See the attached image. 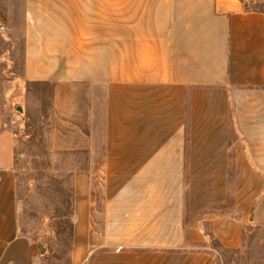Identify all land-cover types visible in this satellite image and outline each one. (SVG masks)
Returning <instances> with one entry per match:
<instances>
[{
  "label": "crops",
  "instance_id": "1",
  "mask_svg": "<svg viewBox=\"0 0 264 264\" xmlns=\"http://www.w3.org/2000/svg\"><path fill=\"white\" fill-rule=\"evenodd\" d=\"M1 38L25 95L52 84V144L75 154L72 262L212 264L207 235L232 251L264 226V4L0 0V104ZM16 138L0 128V264H35Z\"/></svg>",
  "mask_w": 264,
  "mask_h": 264
},
{
  "label": "rangeland",
  "instance_id": "2",
  "mask_svg": "<svg viewBox=\"0 0 264 264\" xmlns=\"http://www.w3.org/2000/svg\"><path fill=\"white\" fill-rule=\"evenodd\" d=\"M241 1L250 10L264 4V0ZM1 41L2 54L8 61L2 65L0 128L17 134L15 177L20 230L39 245L35 264H77L71 261L73 246L69 251L68 241L75 154L57 151L52 144V84H28L25 95L22 47L19 42H7L4 38ZM93 241L103 243L101 239H89L90 243ZM210 248L212 264H264V226L244 227L242 244L237 250L219 248L213 241ZM92 250L86 245L83 264L90 262Z\"/></svg>",
  "mask_w": 264,
  "mask_h": 264
},
{
  "label": "trees",
  "instance_id": "3",
  "mask_svg": "<svg viewBox=\"0 0 264 264\" xmlns=\"http://www.w3.org/2000/svg\"><path fill=\"white\" fill-rule=\"evenodd\" d=\"M261 7L259 9L254 10V11H257V10L260 11L261 10ZM232 176H233V173L231 171V168H229V173H228L229 181L231 180ZM227 201H228V203L232 202V198H231L230 194H229V197H228V200ZM70 208H71V213H70L71 219H70V222H69V225H70V234H69V238H68V241L70 243V249H69V251L71 250L72 243H73V222H72L73 208H72V194H71V200H70ZM207 236H208L209 245H211V241H213V242H215L221 248V246L217 243V241L213 238L212 235H207Z\"/></svg>",
  "mask_w": 264,
  "mask_h": 264
},
{
  "label": "water",
  "instance_id": "4",
  "mask_svg": "<svg viewBox=\"0 0 264 264\" xmlns=\"http://www.w3.org/2000/svg\"><path fill=\"white\" fill-rule=\"evenodd\" d=\"M18 111H21V108L20 107H17ZM43 250V249H42Z\"/></svg>",
  "mask_w": 264,
  "mask_h": 264
}]
</instances>
